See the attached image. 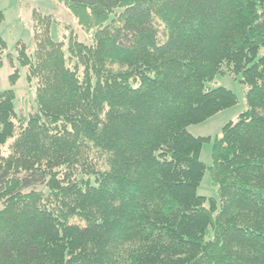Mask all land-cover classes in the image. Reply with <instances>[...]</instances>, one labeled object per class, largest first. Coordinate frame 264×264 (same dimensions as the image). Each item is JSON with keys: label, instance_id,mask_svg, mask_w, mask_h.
<instances>
[{"label": "trees", "instance_id": "16d2710c", "mask_svg": "<svg viewBox=\"0 0 264 264\" xmlns=\"http://www.w3.org/2000/svg\"><path fill=\"white\" fill-rule=\"evenodd\" d=\"M91 43L35 10L36 84L0 92V264H264V0H66ZM4 12L0 7V21ZM0 35V69L7 57ZM241 76L247 109L207 83ZM213 140V163L201 160ZM218 197L198 188L207 171Z\"/></svg>", "mask_w": 264, "mask_h": 264}, {"label": "rangeland", "instance_id": "374dc122", "mask_svg": "<svg viewBox=\"0 0 264 264\" xmlns=\"http://www.w3.org/2000/svg\"><path fill=\"white\" fill-rule=\"evenodd\" d=\"M0 7L4 12V19L0 21V35L7 41L6 54L15 58V65L19 68L20 77L13 85L10 75L14 67L10 65L7 57L0 69V92L14 89L16 94L15 106L18 116H28L35 109V86L34 82L27 79L26 69L21 67L17 60V45L23 41L30 52L35 51L33 14L35 10L43 14L52 15L54 23L52 35L55 40L68 45L70 35L73 32L81 41L91 43L95 29L85 31L78 23L76 16L67 6L66 0H0ZM223 86L237 94L239 102L226 110L219 112L208 120L191 125L189 130L195 136H211L213 139L221 134L222 128L230 121L238 119L239 115L247 109L246 92L247 87L242 82L241 76H234L227 72L219 74L213 81L207 83V87L214 88ZM213 140L205 142L201 152V160L210 167L213 163L212 157ZM198 193L207 198L218 197L217 187L212 181L210 170L207 169L204 178L198 188ZM3 205L0 204V209Z\"/></svg>", "mask_w": 264, "mask_h": 264}]
</instances>
